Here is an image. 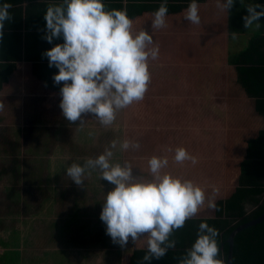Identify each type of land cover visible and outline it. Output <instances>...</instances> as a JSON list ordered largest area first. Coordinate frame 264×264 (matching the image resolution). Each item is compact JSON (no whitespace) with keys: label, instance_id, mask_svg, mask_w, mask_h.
I'll return each instance as SVG.
<instances>
[{"label":"trees","instance_id":"obj_1","mask_svg":"<svg viewBox=\"0 0 264 264\" xmlns=\"http://www.w3.org/2000/svg\"><path fill=\"white\" fill-rule=\"evenodd\" d=\"M7 2L11 18L5 21L0 36V95L11 90L7 91L10 97L0 98L3 107L7 106L0 108V154L6 159L0 161V218L15 222L11 229L15 230L23 228L24 205L35 209V214L47 201H52L53 208L49 216L32 221L26 245L0 256V264L40 257L47 258L41 264H60L52 254L61 252L71 264H178L194 242L201 221L218 229V258L228 264L231 233L264 214V16L259 18L260 34L250 38L247 46L213 75L206 70L203 49L194 41L204 27L183 18L189 0H167L165 25L160 28L150 27V21L161 0H103L105 10H126L133 33L142 28L150 31L159 54L155 60L149 58L147 65H159L169 76L163 70L148 69L150 79L143 99L117 110L112 124L102 125L91 113L68 121L59 108V89L64 82H53L58 69L49 67L43 53L63 43L62 37L51 43L44 39V12L61 0ZM197 3L199 15L217 5L216 0ZM254 3L264 5V0ZM242 5L236 0L225 11L224 20L209 28L204 37L208 43L226 46L233 32L247 30L242 19L247 11L240 10ZM200 78L212 86L207 98ZM210 106L224 113L226 122L207 114ZM35 125L43 135L47 132L42 126L48 131L49 155L60 150L68 165L95 157L113 140L116 147L111 160L127 161L133 177L148 178V159L166 157L168 164L161 171L199 185L206 196L213 195L217 209L207 208L205 201L183 227L170 234L175 247L163 257L145 262L141 259L147 250L145 234L136 241L129 237L124 246L106 234L99 213L105 193L114 185L100 179L98 170L90 169L96 172V183L86 169L81 185L64 172L56 192L46 180L30 186L29 179L24 188L22 136ZM82 125L92 129L88 142L81 139ZM123 139L136 141L139 147L121 150ZM176 147L194 155L196 163L174 161V151L169 149ZM32 167L35 169V164ZM213 186L217 189L214 194ZM0 232V243L13 238L9 231ZM233 264H264V220L237 233Z\"/></svg>","mask_w":264,"mask_h":264},{"label":"clouds","instance_id":"obj_2","mask_svg":"<svg viewBox=\"0 0 264 264\" xmlns=\"http://www.w3.org/2000/svg\"><path fill=\"white\" fill-rule=\"evenodd\" d=\"M235 2L216 0L224 11ZM166 5L167 0H161L152 13L150 27L165 25ZM10 7L7 0H0V36L5 21L11 18ZM246 11L242 17L245 28L264 16V5L247 4ZM183 18L192 24L200 23L197 0H189ZM44 20L47 42L63 38V43L55 44L43 55L48 58L49 67L58 69L53 74V82H64L59 89V108L68 121H77L82 119L83 113H91L100 124L110 125L117 110L143 99L150 79L148 60L157 59L159 46L150 31L142 28L132 32V21L126 10H105L103 0H61L46 8ZM236 35L233 32L232 38ZM115 147L116 141H110L95 157L82 163L72 162L65 174L76 185H81L86 169L98 170L100 179L114 185L105 193L99 213L106 234L121 246L129 237L136 241L140 234H145L147 250L141 259L145 262L159 259L175 247V240L169 239L174 229L183 227L185 220L194 216L205 201L209 209H217V205L213 195L206 196L191 180L162 172L168 164L166 157L148 159V178L133 177L132 166L127 161L111 160ZM119 147L135 149L139 143L123 139ZM169 150L174 151L173 159L177 163H196V157L183 147ZM216 191L213 186L212 193ZM217 236L218 229L201 221L194 242L178 264H223L218 258Z\"/></svg>","mask_w":264,"mask_h":264},{"label":"rangeland","instance_id":"obj_3","mask_svg":"<svg viewBox=\"0 0 264 264\" xmlns=\"http://www.w3.org/2000/svg\"><path fill=\"white\" fill-rule=\"evenodd\" d=\"M255 1L256 0H249V1L241 0V3L243 5L240 6L241 7L240 10H246V5L253 4ZM226 14L227 13L224 10H221L217 5H213L204 9L199 15L200 22L204 27V30L202 35L195 38L194 41L203 49V53H204L203 58L205 61L206 70L208 72H212L213 75H218L227 64L229 58H231L234 54L238 53L240 50H242L247 46L250 38L260 34V23L258 21V22H253L252 25L248 26L247 30L244 33L241 34L236 33L237 35L235 39H233L231 36L226 46H222L218 43L216 44L208 43L205 38L207 36L209 28L214 25L220 24L224 20ZM147 68L154 72L163 70V73L165 75L164 72L165 70L159 65L149 64L147 65ZM165 76L168 77L169 74ZM200 81L203 82L202 87L204 88V93H205V94L203 93L204 96L205 95L207 97L210 96L209 92L212 86H209L208 83L209 81L205 79L202 80L201 78ZM210 82L215 83V81H210ZM7 91H5V94L4 93L2 94L3 97L2 95H0V98L10 97L9 96L10 93ZM6 108L7 106L3 107L2 110H5ZM206 113L209 115H214L215 117L221 119L223 122L228 118L224 113H222L221 111H219L218 109L212 106L208 107ZM39 128H40L39 125H35L34 128L30 127L29 131L27 128V130H24L23 132V136H22L23 146L21 152V158L23 157L22 172L24 178L26 179V182L29 179L30 182L32 181L30 186L35 184L38 185L41 181L46 180L52 191L56 192L58 185L61 181V177L64 174L66 167L68 166V163L66 159L64 160L63 158H61V156L63 155L60 152V150H57V152L54 153L53 157L49 155L50 139L49 136L47 135L48 131L45 127L42 126L45 132H47L46 135H43L42 131ZM89 129H91L89 125H82L80 127V133L82 134L81 139L83 142H88V138L92 137L93 135V132L92 135L90 134ZM37 140L38 141L41 140V143H39ZM2 160H6V159H2V155H1L0 161ZM34 164H35V169L34 167H32V165ZM86 172L92 175L93 177L92 181L93 183H96L97 180H94L96 172L93 170L91 171L90 169H88V171ZM5 179L7 181L9 180L8 177H5ZM28 186H29L28 182L24 184V188ZM52 208H53L52 201H47L44 204L43 209L40 212H37V214H35V212H32L35 211V209H31L30 206L28 208L27 206L24 205V212H25L23 216L24 221L21 223L23 225V228L15 229V230H11L15 226V222L6 223L3 221L4 220L3 218H0V231L2 230H4V232L9 231V233H11V236L13 237L9 243H0V256H5L6 252L10 253L11 250L13 252H16L17 248L25 246L26 237L32 227V221H34V219L37 217L43 218L45 216H49L52 213ZM18 215L20 216V214ZM52 257L56 259L60 264L72 263V262L70 263V261L64 255V252L52 254ZM46 260L47 258L40 257L37 259L16 261L14 264H41Z\"/></svg>","mask_w":264,"mask_h":264},{"label":"water","instance_id":"obj_4","mask_svg":"<svg viewBox=\"0 0 264 264\" xmlns=\"http://www.w3.org/2000/svg\"><path fill=\"white\" fill-rule=\"evenodd\" d=\"M264 220V214L262 216H260L259 218L251 221V222H247L244 223L242 225H240L238 228H236L230 235L228 242L230 244V252H229V259H228V264H233L234 262V247H235V238L236 235L239 231L243 230L246 227H249L251 225H254L260 221Z\"/></svg>","mask_w":264,"mask_h":264},{"label":"bare ground","instance_id":"obj_5","mask_svg":"<svg viewBox=\"0 0 264 264\" xmlns=\"http://www.w3.org/2000/svg\"><path fill=\"white\" fill-rule=\"evenodd\" d=\"M16 69V68H15ZM32 71H35V70H32ZM36 74V73H35ZM5 94V93H4Z\"/></svg>","mask_w":264,"mask_h":264}]
</instances>
